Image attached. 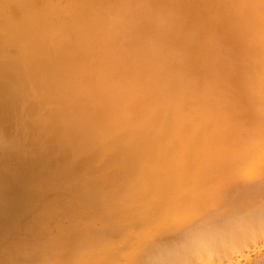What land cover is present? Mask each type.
Returning a JSON list of instances; mask_svg holds the SVG:
<instances>
[{
  "label": "rangeland",
  "instance_id": "rangeland-1",
  "mask_svg": "<svg viewBox=\"0 0 264 264\" xmlns=\"http://www.w3.org/2000/svg\"><path fill=\"white\" fill-rule=\"evenodd\" d=\"M0 1V35L14 43L0 37V264H247L264 254V215H234L264 208L248 179L264 163V0Z\"/></svg>",
  "mask_w": 264,
  "mask_h": 264
},
{
  "label": "bare ground",
  "instance_id": "bare-ground-1",
  "mask_svg": "<svg viewBox=\"0 0 264 264\" xmlns=\"http://www.w3.org/2000/svg\"><path fill=\"white\" fill-rule=\"evenodd\" d=\"M5 1H6L9 5H11L12 3H15V2H16L15 0H13L14 2H11V0H8V1L5 0ZM28 1H29V0H28ZM31 1H32V0H31ZM31 1H30V2H31ZM36 1H37V0H36ZM39 1H40V0H39ZM49 1H51V0H49ZM59 1H60V0H59ZM59 1H58V3H59ZM80 1H82V0H69L70 3H72V4L74 3V4H75V5H73V6H74V7L76 6L77 10H78V9L80 10V8L77 7L78 4L81 6V8H83V7H82L83 5H81L82 3H81ZM90 1H91V0H90ZM92 1H93V0H92ZM97 1H98V0H96V2H97ZM100 1H101V0H100ZM34 2H35V0H34L33 2H31V3H32L31 5H33ZM41 2L48 4L47 0H41ZM63 2H64V0H63ZM67 2H68V0L66 1V3H67ZM78 2H79V3H78ZM86 2H88V1H86ZM86 2H85V3H86ZM94 2H95V1H94ZM17 3H18V2H17ZM17 3H15L14 5L16 6ZM36 3H37V2H36ZM43 3H42V5H43ZM61 3H62V2H61ZM64 3H65V2H64ZM76 3H78V4L76 5ZM80 3H81V4H80ZM83 3H84V2H83ZM24 4H25V3H24ZM39 4H40V3H39ZM49 4H50V3H49ZM67 4H69V3H67ZM88 4H90V3L88 2ZM94 4H95V3H93V5H94ZM9 5H8V6H9ZM31 5H30V7H32ZM34 5H35V3H34ZM42 5H41V8H42ZM52 5H53V4H52ZM52 5L50 4L51 7H52ZM61 5H62V4H61ZM86 5H87V4H86ZM5 6H6V5H5ZM24 6H25V5H24ZM36 6H37V4H36ZM36 6H35V7H36ZM44 6H45V5H44ZM44 6H43V8H44ZM64 6H65V5H63V6H61V7H63V9H64V8H65ZM101 6H102V5H101ZM12 7H14L13 4H12L11 8H12ZM20 7H21V8H20ZM25 7L27 8L28 6H25ZM35 7H34V9H35L34 11H36V8H35ZM39 7H40V5H39ZM56 7H59V6L57 5ZM61 7L59 8V10L61 9ZM85 7H87V6H85ZM89 7H91V4L89 5ZM89 7H88V8H89ZM99 7H100V6H99ZM111 7H112V6H111ZM5 8H6V7H5ZM7 8H9V7H7ZM7 8H6V9H7ZM15 8H16V9H15L16 13H17V12L20 13V11H21V9H22V5L19 6V4H18V6L15 7ZM17 8L20 9V10H17ZM26 8H25V10H27ZM95 8H96V7H95ZM13 9H14V8H12V10H13ZM28 9H29V8H28ZM38 9H39V8H37V11L40 10V9H39V10H38ZM63 9H62V10H63ZM84 9H85V8H84ZM90 9H91V8H90ZM100 9H102V8H100ZM2 10H3V8H1V1H0V25H2V27L0 26V27H1L0 30L4 27V29H6V30H5V32H6V31L8 30V26L6 27V25H4V24H7V23H5L6 20H5V17H3L4 14L2 15ZM32 10H33V9H32ZM44 10H45V9H43V11H44ZM75 10H76V9H75ZM113 10H114V9H113ZM28 11H29V10H28ZM37 11H36V12H37ZM46 11H47V7H46ZM48 11H49V10H48ZM65 11H66V10H65ZM67 11L69 12L70 10H67ZM71 11H72V10H71ZM94 11H95V10H94ZM103 11H104V10H103ZM11 12H13V11H11ZM22 12H23V10H22ZM29 12H30V11H29ZM77 12H78V11H76V13H77ZM81 12H82V10H81ZM40 13H41V12H40ZM61 13H62V12H61ZM70 13H71V12H70ZM72 13H73V11H72ZM72 13H71V14H72ZM83 13H85V12H83ZM102 13H103V12H102ZM32 14H33V13H32ZM35 14H36V13H35ZM37 14H38V16H39V13H37ZM71 14H69V17H71V16H70ZM78 14H79V15H82V14H80V12H79ZM89 14H90V13H89ZM15 15H18V17L15 18V16H13V17H14V18H13V21L16 20V19H18V20L20 19V20H21V17H20L21 15H19V14H15ZM52 15H53V14H52ZM63 15H64V13H63ZM84 15H85V16H84ZM84 15H82V17L80 18V20H81L83 17H85V18L87 19V17H86V13H85ZM101 15H102V14H101ZM38 16H36V17H38ZM48 16H49V15H48ZM58 16H59V15H58ZM76 16H77V15H76ZM89 16H90V15H89ZM110 16H111V15H110ZM110 16H109V17H110ZM19 17H20V18H19ZM23 17H24V16H23ZM41 17H43V16H41ZM50 17H52V16H49V18H50ZM72 17H73V16H72ZM72 17H71V18H72ZM74 17H75V16H74ZM100 17H101V16H100ZM100 17H99V18H100ZM11 18H12V17H11ZM112 18H113V17H112ZM112 18H111V19H112ZM46 19H47V18H46ZM72 19H73V18H72ZM74 19H75V18H74ZM74 19H73V20H74ZM76 19H77V18H76ZM100 19H101V18H100ZM100 19H98L99 22H101V20H102L103 18H102L101 20H100ZM50 20H52V19L50 18ZM53 20H54V19H53ZM21 21H22V20H21ZM36 21H37V20H36ZM45 21H46V20H45ZM47 21H49V19H48ZM55 21H56V20H55ZM75 21H76V20H75ZM81 21H82V20H81ZM83 21H85V20L83 19ZM86 21H89V20H86ZM104 21H105V20H104ZM104 21L102 20L103 25H104V23H105ZM65 22H66V21H65ZM76 22H77V21H76ZM110 22H111V21H110ZM47 23H48V22H47ZM63 23H64V22H63ZM63 23H62V24H63ZM67 23H68V22H67ZM79 23H80V22H79ZM79 23H78V24H79ZM82 23H85V22H82ZM82 23H81V24H82ZM112 23H113V22H112ZM112 23H111V24H112ZM9 24H10V23H9ZM9 24H8V25H9ZM32 24H34V23H32ZM35 24H36V23H35ZM37 24H38V23H37ZM37 24H36V25H37ZM65 24H66V23H65ZM96 24L98 25V23H96ZM99 24H100V23H99ZM105 24H107V23H105ZM22 25H25V23H24V24L22 23ZM45 25L48 26V24H46V23H45ZM63 25H64V24H63ZM66 25H67V24H66ZM9 26H10L9 28H12L11 25H9ZM17 26H18V27L20 26V29L23 28V27L20 25L19 22H18V25H17ZM25 26H26V25H25ZM32 26H33V25H32ZM67 26H69V28H70V24L67 25ZM18 27H17V30L19 31L20 29H18ZM15 28H16V27H15ZM63 28H64V27H63ZM71 28H72V27H71ZM71 28H70V30H72ZM89 28H90V27H89ZM4 29H2V30L4 31ZM23 29H26V28H23ZM58 29H59V28H58ZM73 29H74V28H73ZM80 29H81V28H80ZM87 29H88V28H87ZM112 29H113V27H112ZM10 30H11V29H10ZM12 30H13V28H12ZM12 30H11V31H12ZM51 30H52V29H51ZM59 30H60V29H59ZM66 30H67V29H66ZM82 30H83V29H82ZM123 30H124V28H123ZM62 31H63V30H62ZM62 31H61V32H62ZM84 31H85V30H84ZM1 32H2V31H1ZM8 32H9V31H8ZM21 32H24V31H23V30H20V34H18V37H19V35H21ZM25 32H27V30H26ZM66 32H67L66 34L69 33V31H66ZM71 32H72V31H71ZM75 32H76V31H75ZM17 33H19V32H17ZM62 33H63V32H62ZM62 33H61V34H62ZM117 33H118V32H117ZM123 33H124V32H123ZM4 34H6V33H4ZM24 34H26V33H24ZM24 34H23V35H24ZM72 34H73V32H72ZM6 35H8V33H7ZM6 35H5V36H4V35H0V37H2V38L4 37V38H5V39L3 38V39H4L3 42H5V43L8 41V40L6 39V38H7ZM9 35H10V33H9ZM16 35H17V34H16ZM23 35H21V36H23ZM27 35H28V34H27ZM63 35H64V33H63ZM74 35H75V33H74ZM77 35H79V34L77 33ZM92 35H93V34H92ZM113 35H114V34H113ZM24 36H26V35H24ZM70 36H72V35H70ZM81 36H82V35H81ZM114 36H115V35H114ZM114 36H111V37L114 38ZM16 37H17V36H16ZM78 37H79V36H77V38H78ZM88 37H89V35H88ZM2 38H0V39L2 40ZM20 38H21V37H20ZM24 38H25V37H24ZM74 38H75V37H74ZM79 38H80V37H79ZM82 38H83V36L81 37V39H82ZM15 39H17V38H15ZM28 39H29V38L27 37V40H26V39H25V40H26V41H29ZM31 39H32V38H31ZM40 39H41V38H40ZM75 39H76V38H75ZM75 39H74V43H75V41H76ZM115 39H116V38H115ZM115 39H114V40H115ZM1 40H0V41H1ZM5 40H6V41H5ZM18 40H19V39H18ZM21 40H23V39H21ZM110 40H111V39H110ZM19 41H20V40H19ZM33 41H34V40H33ZM71 41H72V40H70V42H71ZM83 41H84V40H83ZM85 41H86V40H85ZM3 42H2V43L0 42V43H1V44H0V47L3 45ZM9 42H10V41H8L7 44H9ZM11 42H12V41H11ZM11 42H10V43H11ZM62 42H63V41H62ZM68 42H69V41H68ZM78 42H81V41L78 40ZM87 42H88V41H87ZM30 43H31V42H30ZM37 43H38V42H37ZM88 43H89V42H88ZM88 43H87V44H88ZM91 43L94 44L93 41H92ZM106 43H107V42H106ZM12 44H14V43L12 42L11 45H12ZM56 44H57V43H56ZM67 44H68V43H67ZM70 44H72V43H70ZM75 44H77V42H76ZM110 44H111V43H110ZM11 45H9V47L7 46V49L4 50L6 54H7L6 50H7L8 52H9V51H11V52H12V51H14V52H17V51H18V50H17L18 48H17L16 46H13V47H14V48H13L14 50H10L9 48L11 47ZM18 45H21V44H18ZM81 45H82V44H81ZM70 46H71V45H70ZM91 46H92V45H91ZM109 46H110V45H109ZM15 47H16V48H15ZM65 47H66V45H65ZM76 47H77V46H76ZM76 47H75V49H76ZM84 47H85V46H84ZM84 47H83V48H84ZM89 47H90V46H89ZM92 47H93V46H92ZM92 47H91V48H92ZM110 47H111V46H110ZM46 48H47V47H46ZM66 48H67V47H66ZM66 48H65V49H66ZM69 48H70V47H69ZM71 48H73V47L71 46ZM77 48L79 49V47H77ZM86 48H87V47H86ZM11 49H12V47H11ZM60 49H61V48H60ZM80 49H81V48H80ZM2 50H3V48H2ZM15 50H17V51H15ZM54 50H55V49H54ZM58 50H59V49H58ZM76 50H77V49H76ZM76 50H75V51H76ZM85 50H87V49H85ZM75 51H74V49L72 50V52H73L74 55H75V53H74ZM80 51H81V52H82V51L84 52L83 49L80 50ZM88 51H89V49H88ZM91 51H92V50H91ZM91 51H90V52H91ZM1 52H2V51L0 50V55L2 56L4 53L1 54ZM14 52H13V56L11 55L12 53H10V52L8 53V55H11L12 58H13V57H16V56L18 55V53L15 54ZM56 52H57V51H56ZM61 52H62V49H61ZM61 52H59V53H61ZM72 52H71V53H72ZM77 52H78V51H77ZM85 53H86V51L84 52V54H83V53H81V54L85 56V55H86ZM87 53H88V52H87ZM14 54H15V55H14ZM57 54H58V53H57ZM67 54H68V53H67ZM79 54H80V53H79ZM103 54H104V53H103ZM82 55L79 57V59H76V60L79 61L80 58L82 57ZM89 55H90V54H89ZM89 55H86V56H89ZM1 56H0V57H1ZM44 56H45V55H44ZM56 56H57V55H56ZM63 56H64V54H63ZM68 56H69V55H68ZM68 56H67V57H68ZM71 56H72V55H71ZM75 56H77V54H76ZM84 56H83V59H84ZM94 56H95V55H94ZM104 56H105V55H104ZM2 57H4V56H2ZM5 57H6V56H5ZM8 57H9V56H8ZM17 57H18V56H17ZM59 57H60V56H59ZM77 57H78V56H77ZM97 57H98V56H97ZM10 58H11V57H10ZM18 58H19V57H18ZM18 58H15V59L17 60ZM64 58H65V56H64ZM68 58H69V57H68ZM86 58H87V57H86ZM0 59H1V58H0ZM3 59H4V58H3ZM3 59H2V60H3ZM13 59H14V58H13ZM56 59H57V58H56ZM66 59H67V58H66ZM87 59H88V58H87ZM98 59H99V58H98ZM98 59H96V60L98 61ZM37 60H38V59H37ZM41 60H42V59H41ZM62 60H64V59H62ZM67 60L70 61L69 59H67ZM94 60H95V59H94ZM42 61H43V60H42ZM44 61H46V60H44ZM71 61H73V60L71 59ZM74 61H75V60H74ZM82 61H84V60H81V63H82ZM97 61H95V62H97ZM27 62H28V61H27ZM84 62H85V61H84ZM86 62H87V61H86ZM38 63H39V62H38ZM43 63H44V62H42V64H43ZM45 63H47V62H45ZM45 63H44V65H45ZM59 63H61V62H59ZM93 63H94V62H93ZM69 64H70V62H69ZM76 64H77V62H76ZM85 64H86V63H85ZM94 64H95V66L97 65L96 63H94ZM40 65H41V64H40ZM44 65H42V66L44 67ZM63 65H64V64H63ZM80 65H81V64H80ZM80 65H79V67H80ZM82 65H84V64H82ZM82 65H81V66H82ZM3 66H4V65H3ZM3 66H2V67H3ZM49 66H50V65H49ZM77 66H78V65H77ZM29 67H30V66H29ZM39 67H40V66H39ZM45 67H46V66H45ZM47 67H48V66H47ZM64 67H65V66H64ZM67 67H68V66H67ZM69 67H70V66H69ZM71 67H72V66H71ZM6 68H7V67H5L4 69H6ZM9 68H10V66H9ZM76 68H77V67H76ZM92 68H93V67H92ZM92 68H91V69H92ZM2 69H3V68H2ZM2 69H1V70H2ZM7 69H8V68H7ZM34 69H35V68H34ZM50 69H51V68H50ZM65 69H67V68H65ZM69 69H71V68H69ZM72 69H73V68H72ZM94 69H95V68H93L92 70L94 71ZM104 69H106V68H104ZM11 70H12V67H11V69L8 70V71H11ZM40 70H41V69H40ZM43 70H44V69H43ZM67 70H68V69H67ZM74 70H76V69H74ZM74 70H73V71H74ZM3 71H4V70H3ZM15 71H16V70H15ZM35 71H36V70H35ZM4 72H5V71H4ZM11 72H14V70L11 71ZM74 72H75V71H74ZM101 72H102V71H101ZM97 73H98V72H97ZM0 74H2L1 71H0ZM7 74H8V76H9V73H8V72H7ZM10 74H11V73H10ZM28 74H29V73H28ZM100 74H102V73H100ZM2 75H3V74H2ZM13 75H14V74H13ZM55 76H56V75H55ZM104 77H105V76H104ZM106 77H108L107 74H106ZM4 78H6V77H4ZM8 78H9V77H8ZM8 78H6L5 81H6V80L10 81ZM35 78H36V77H35ZM87 78H88V76H87ZM89 78H90V76H89ZM38 79H39V78H38ZM105 79H108V78H105ZM17 80H18V79L16 78V82H18ZM23 80H24V79H23ZM23 80H22V81H23ZM61 80H62V79H61ZM90 80H91V79H90ZM3 81H4V80H2V82H3ZM19 81H20V80H19ZM84 81H85V80H84ZM91 81H92V80H91ZM13 82H14V81H13ZM85 82H86V81H85ZM103 82H104V81H103ZM3 83H4V82H3ZM8 83H9V85H10L11 82H8ZM13 84H14V83H13ZM21 84H22V82H20V85H21ZM23 84H24V81H23ZM66 84H67V83H66ZM6 85H7V84H6ZM9 85H8V86H9ZM11 85H12V84H11ZM2 86H4V84H2ZM18 86H19V85H18V83H17V87H18ZM15 87H16V86H15ZM17 87H16V90H18ZM3 88H4V87H3ZM0 89H1V88H0ZM19 89H21V87H19ZM63 89H64V88H63ZM9 90H10V89H9ZM12 90H13V89H12ZM52 90H53V89H52ZM2 91H3V89H2ZM14 91H15V90H14ZM20 91H21V90H20ZM0 92H1V90H0ZM3 92H5V91H3ZM10 93H11V92H10ZM15 93H16V92H15ZM15 93H14V94H15ZM20 93H22V92H20ZM20 93H19V94H20ZM12 94H13V92H12ZM12 94H11V96H12ZM48 94H49V93H48ZM5 95H6V92H5ZM5 95H2V96H5ZM0 96H1V94H0ZM14 96H15V95H14ZM49 96H50V95H49ZM7 97H8V96H7ZM47 97H48V96H47ZM3 98H4V97H3ZM3 98H1V99H3ZM10 98H12V97H10ZM10 98H9V99H10ZM50 98H51V97H50ZM4 99H5V98H4ZM7 99H8V98H6V100H7ZM9 99H8V100H9ZM15 99H16V97H15ZM17 99H18V98H17ZM17 99H16V100H17ZM31 99H32V98H31ZM17 102H18V101H17ZM17 102H16V103H17ZM33 103H34V102H33ZM11 104H12V103H11ZM2 106H3V105H2ZM3 107H4V106H3ZM4 108H5V109L7 108L6 105H5ZM4 108H3V109H4ZM10 109H11V107H10ZM27 110H28V109H27ZM1 111H3V110H1ZM4 111H5V110H4ZM4 111H3V112H4ZM38 111H39V110H38ZM7 112H8V111H7ZM7 112L5 111V113H7ZM53 112H54V111H53ZM158 114H159V113H158ZM9 116H10V115H8V117H9ZM4 117H5V116H4ZM6 118H7V117H6ZM0 119H1V118H0ZM10 119H11V118H10ZM1 120H2V119H1ZM4 120H6V119H4ZM10 121H11V120H10ZM2 122H3V120H2ZM6 122L9 123L8 121H6ZM13 126H14V125H13ZM56 130H57V129H56ZM53 135H54V134H53ZM47 143H48V142H47ZM119 143H120V142H119ZM128 146H130V145H128ZM128 146L126 145V147H128ZM131 146H133V145H131ZM122 147H123V146H122ZM124 147H125V146H124ZM124 147H123V148H124ZM131 148H132V147H131ZM118 149H120V148H118ZM125 149H127V148H125ZM135 150H136V149H135ZM53 151H54V150H53ZM118 151H120V150H118ZM123 151H125V150H123ZM111 152H113V151H111ZM126 152H127V151H126ZM121 153H122V152H121ZM127 153H128V152H127ZM93 154H94V153H93ZM95 154H96V153H95ZM95 154H94V155H95ZM97 154H99L98 151H97ZM91 155H92V154H91ZM106 155H107V154H106ZM108 155H109V154H108ZM112 155H113V154H112ZM85 156H86V155H85ZM96 156H97V155H96ZM127 156H128V155H127ZM133 156H134V155H133ZM88 157H89V156H88ZM88 157H87V158H88ZM94 157H95V156H94ZM113 157H115V156H113ZM11 158H12V157H11ZM87 158H86V159H87ZM89 158H90V157H89ZM126 158H128V157H126ZM129 158H130V157H129ZM86 159H84V160H86ZM92 159H93V158H92V156H91V161H92ZM95 159H96V158H95ZM104 159H105V158H104ZM111 159H114V158H111ZM116 159H117V158H116ZM12 160H14V158H12ZM109 160H110V158H109ZM114 160H115V159H114ZM131 160H132V159H131ZM135 160H136V159H135ZM2 161H3V160H2ZM86 161H88V160H86ZM117 161H118V160H116V162H117ZM4 162H5V161H4ZM84 162H85V161H84ZM104 162H105V161H104ZM131 162H132V161H131ZM6 163H7V161H6ZM14 163H16V162H14ZM90 163H91V162H90ZM106 163H107V166H109V165H108V162H106ZM111 163H112V162H111ZM119 163H120V162H119ZM123 163H125V162H123ZM86 164H89V163L86 162ZM117 164H118V163H117ZM0 165H1V164H0ZM6 165H7V164H6ZM14 165H15V164H14ZM17 165H18V164H17ZM84 165H85V164H84ZM84 165H83V162H82V166H84ZM125 165H126V164H125ZM80 166H81V164H80ZM104 166H105V165H104ZM107 166H106V167H107ZM114 166H115V165H114ZM121 166H123V164H122ZM4 167H5V166H4ZM7 167H9V166H7ZM12 167H13V168H16L17 166H16V167L12 166ZM119 167H120V166H119ZM5 168H6V167H5ZM18 168H19V167H18ZM79 168H80V167H79ZM124 168H125V167H124ZM80 169H81V168H80ZM101 169H103V166H102ZM125 169H126V168H125ZM15 170H16V169H15ZM97 170H98V169H97ZM97 170H96V171H97ZM106 170H107V169H106ZM120 170H121V169H120ZM9 171H10V170H9ZM19 171H20V170H19ZM102 171H104V170H102ZM110 171H111V170H110ZM112 171H113V169H112ZM117 171H118V168H117ZM122 171H124V170H122ZM15 172H16V171H15ZM100 172H101V171H100ZM114 172H115V171H114ZM114 172H110V173L112 174V173H114ZM135 172H136V171H135ZM0 173H1V172H0ZM102 173H103V172H102ZM105 173H106V171H105ZM108 173H109V172L107 171V174H108ZM119 173H120V172H118V174H119ZM122 173H123V172H122ZM132 173H133V171H132ZM115 174H116V172H115ZM3 175H5V174L3 173ZM96 175H97V174H96ZM102 175H104V174H102ZM102 175H101V176H102ZM108 175H109V174H108ZM112 175H113V174H112ZM116 175H117V174H116ZM132 175H134V174H132ZM1 176H2V175H1ZM10 176H11V175H10ZM105 176H106V175H105ZM113 176H115V175H113ZM120 176H121V175H120ZM124 176L126 177L125 174L123 175V177H124ZM128 176H129V175H128ZM2 177H3V176H2ZM4 177H5V176H4ZM107 177H108V176H107ZM121 177H122V176H121ZM101 178H103V177H101ZM105 178H106V177H105ZM115 178H116V176H115ZM117 178H118V176H117ZM127 178H128V177H127ZM131 178H132V177H131ZM1 179H2V178H1ZM108 179H109V178H108ZM119 179H120V177H119ZM119 179H118V181H119ZM3 180H5V178H4ZM3 180H2V181H3ZM97 180H98V179H97ZM109 180H110V179H109ZM116 180H117V179H116ZM0 181H1V180H0ZM114 181H115V179H114ZM114 181H113V183L117 182V181H115V182H114ZM125 181H126V180H125ZM128 181H129V180H127V182H128ZM98 182H99V181H98ZM100 182H101V181H100ZM100 182H99V183H100ZM102 182H103V181H102ZM106 182H107V180H106ZM122 182H124V180H123ZM96 183H97V182H96ZM103 183H104V182H103ZM103 183H102V185H104ZM108 183H109V182H108ZM108 183H107V184H108ZM110 183H111V184H109V185L112 186V185H113V184H112V181H111ZM118 183H120V182H117V185H119ZM7 184H8V183H7ZM115 184H116V183H115ZM127 184H128V183H127ZM100 185H101V183H100ZM100 185H99V186H100ZM125 185H126V184H125ZM125 185H124V186H125ZM14 186H15V185H14ZM105 186H107V185L105 184L104 187H105ZM113 186H114V185H113ZM113 186H112V188H113ZM120 186H122V184H120L119 187H120ZM126 186H127V185H126ZM0 187H1V186H0ZM101 187H103V186H101ZM107 187H108V186H107ZM108 188H109V187H108ZM114 188H115V187H114ZM125 188H127V187H125ZM125 188H124V189H125ZM151 188H152V187H151ZM159 188H160V187H159ZM109 189H110V188H109ZM117 189H118V188H117ZM117 189H116V190H117ZM121 189H122V188H121ZM9 190L12 191V189H9ZM102 190H104V189H102ZM116 190H114V191H116ZM5 191H6V189H5ZM102 192H103V191H102ZM120 192H121V191H120ZM105 193H106V192H105ZM118 193H119V192H118ZM118 193H116V194H118ZM106 194H107V193H106ZM120 194H121V193H120ZM155 195H156V194H155ZM112 196H115V192H114V195H112ZM160 196H161V195H160ZM163 196H164V195H163ZM153 197H154V195H153ZM112 198H113V197H112ZM115 198H116V197H115ZM164 198H165V197H164ZM154 199H155V198H154ZM163 201H164V199H163ZM161 206H162V205H161ZM262 207H263V206H262ZM148 209H149V208H148ZM148 209H147V210H148ZM156 209H157V208H156ZM255 210H256V209H255ZM263 210H264V208H263ZM151 211H152V210H151ZM154 211H155V210H154ZM120 212H121V211H120ZM120 212H119V213H120ZM122 212H124V211H122ZM155 212H156V211H155ZM256 212H257V211H256ZM121 214H122V213H121ZM111 215H113V214L111 213ZM122 215H123V214H122ZM127 215H128V214H127ZM254 215H255V214H254ZM254 215H253V216H254ZM231 216H232V215H231ZM231 216H229V218H230ZM258 216H259V215H258ZM258 216H257V217H258ZM233 217H234V215H233ZM147 218H148V217H147ZM236 218H238V217H236ZM239 218H241V217H239ZM244 218H245V217H244ZM244 218H243V219H244ZM246 218H247V217H246ZM254 218H256V217H254ZM232 219H233V218H232ZM263 219H264V218H262V220H263ZM238 220H239V219H238ZM260 220H261V219L258 220V223L260 222ZM262 220H261V224H263V222H264V221H262ZM207 221H208V220H207ZM226 221H227V220H226ZM250 221H251V220H250ZM220 223H221V222H220ZM247 223L249 224V221H247ZM250 224H252V223L250 222ZM256 224H257V223H256ZM259 224H260V223H259ZM211 225H212V224H211ZM214 225H215V224H214ZM214 225H213V226H214ZM220 225H222V227H224L223 224H220ZM241 226H242V225H241ZM245 226H246V225H244V228L246 229ZM252 226H253V225H252ZM254 226H255V225H254ZM254 226H253V227H254ZM206 227H207V226H206ZM208 227H210L209 224H208ZM214 227H215V229H216V226H214ZM214 227H213V229H214ZM217 227H219V226H217ZM222 227H221V229H222V232H223L224 229H223ZM226 228H227V227H226ZM229 228H230V227H229ZM254 228H255V227H254ZM206 229H207V228H206ZM221 229H220V230H221ZM227 229H228V228H227ZM257 229H258V228H257ZM217 230H219V229H217ZM217 230H216V232H217ZM220 230H219V232H220ZM225 230H226V229H225ZM259 230L262 231L261 229H259ZM205 231H206V230H205ZM238 231H239V230H238ZM242 231H243V233H244V231H246L245 234L248 232L247 229H246V230L243 229ZM250 231H251V230H250ZM200 232H201V231H200ZM202 232H203V231H202ZM213 232H214V231H213ZM216 232H215V233H216ZM232 232H233V231H232ZM232 232L230 231L229 235H230ZM198 233H199V232H198ZM198 233H197V234H198ZM208 233H209V232H208ZM248 233H249V232H248ZM252 233H253V232H252ZM254 233H255V232H254ZM225 234H226V232H225ZM225 234H223V233H219V235H222L221 237H223V235H225ZM232 234L234 235V234H236V233H232ZM245 234H244V235H245ZM255 234H256V236H257V233H255ZM181 235H182V233H181ZM214 235H216V234H214ZM219 235H218V236H219ZM236 235H237V234H236ZM239 235H240V234L238 233L237 236H239ZM246 235H247V234H246ZM246 235H245V236H246ZM249 235H250V233H249L247 236H249ZM262 235H263V234H262ZM225 236H228V235H225ZM251 236H253V235H251ZM256 236H255V237H256ZM263 236H264V235H263ZM210 237H211V235H210ZM215 237H216V236H215ZM219 237H220V236H219ZM221 237H220V238H221ZM229 237H231V236H229ZM232 237H233V236H232ZM232 237H231V238H232ZM243 237H244V236H243ZM249 237H250V236H249ZM212 238H213V236H212ZM233 238H236V237H233ZM233 238H232L231 240H234ZM241 238H242V237H241ZM241 238H239V240H242ZM256 238H257V237H256ZM178 239H179V238H178ZM183 239H184V238H183ZM195 239H196V238H195ZM206 239H207V237H206ZM222 239H225V237H223ZM222 239H221V240H222ZM236 239H237V238H236ZM185 240H186V239H185ZM189 240H190V239H189ZM198 240H199V239H198ZM210 240H211V239H210ZM216 240H217V239H216ZM216 240H214V241H216ZM243 240H244V238H243ZM243 240H242V242H243ZM248 240H249V239H248ZM250 240H252V239L250 238ZM255 240H256V239H255ZM199 241H200V240H199ZM201 241H202V239H201ZM203 241H204V243H205V239H203ZM206 241H207V240H206ZM222 241H223V240H222ZM227 241H228V240H227V237H226V241H223V242H227ZM237 241H238V240H237ZM237 241L235 240V242H237ZM185 242H187V240H186ZM188 242H189V241H188ZM193 242H194V241H193ZM195 242H196V241H195ZM197 242H198V241H197ZM211 242H212V241H211ZM217 242H218V240H217ZM217 242H215V244H218ZM233 242H234V241H233ZM245 242H247L246 239L244 240V243H245ZM249 242H250V241H249ZM254 242H255V241H254ZM191 243H192V241H191L189 244H191ZM201 243H203V242H201ZM208 243H209V241H208ZM230 243H231V242H230ZM172 244H173V243H172ZM183 244H184V243H183ZM189 244H186V245H189ZM194 244H195V243H194ZM196 244H197V243H196ZM205 244H207V242H206ZM212 244H213L212 246H214V242H212ZM231 244H232V243H231ZM235 244H236V243H235ZM239 244H240V243H239ZM242 244H243V243H242ZM245 244H246V243H245ZM247 244H249V243L247 242ZM252 244H253V243H252ZM181 245H182V244H181ZM186 245H185V247H186ZM191 245H192V244H191ZM198 245H199V244H198ZM198 245H197V246H198ZM207 245H208V244H207ZM207 245H206V246H207ZM219 245H222V244H219ZM223 245L225 246V244H223ZM228 245L231 247V245H230L229 243H228ZM179 246H180V245H179ZM189 246H190V245H189ZM199 246H200V245H199ZM201 246H202V245H201ZM208 246H209V245H208ZM226 246H227V245H226ZM229 246H228V247H229ZM235 246L237 247V245H235ZM181 247H184V246H180V248H181ZM202 247H203V246H202ZM210 247H211V246H210ZM247 247H248V246H247ZM252 247H253V246H252ZM178 248H179V247H178ZM190 248H191V247H190ZM192 248L194 249L193 245H192ZM192 248H191V250H193ZM213 248H216V249H217V247H215V246H214ZM220 248H221V247H220ZM220 248H219V246H218V250H220ZM223 248H224V247H223ZM237 248H239V246H238ZM245 248H246V246L243 247V249H245ZM165 249H166V248H165ZM165 249H163V251H165ZM182 249H183V248H182ZM184 249H185V248H184ZM206 249H207V248H206ZM206 249H205V250H206ZM247 249H248V248H247ZM254 249H255V248H254ZM185 250H186V249H185ZM202 250H203V249H202ZM214 250H215V249H214ZM218 250H216V252H215L214 254H216V253L218 252ZM226 250H227V249H226ZM232 250H235V249H232ZM250 250H251V248H250ZM197 251H198V253H199V250H197ZM203 251H204V250H203ZM207 251H208V250H207ZM207 251H206V254H207ZM210 251H211V250H210ZM235 251H236V250H235ZM242 251H243V250H241V252H242ZM161 252H162V251H160V253H161ZM193 252H194V250H193ZM200 252H201V251H200ZM213 252H214V251H213ZM224 252L226 253V252H228V251H225V249H224ZM237 252H239V250H238ZM244 252H246V251H244ZM244 252H243V253H244ZM190 253H191V252H190ZM195 253H196V252H195ZM208 253H209V252H208ZM211 253H212V251H211ZM211 253H210V254H211ZM220 253L223 254L222 250L219 251L218 254H220ZM229 253H230V252H229ZM232 253H233V254H236V253H234V251H233ZM232 253H230V254H232ZM249 253H250V252L247 251L246 254H249ZM156 254H157V253H156ZM174 254H175V253H174ZM192 254H193V253H192ZM196 254H197V253H196ZM204 254H205V253H204ZM210 254H209V255H210ZM239 254H241V253H239ZM239 254H238V255H239ZM246 254H245V255H246ZM148 255H149V254H148ZM161 255H162V254H160V257H163V256H164V255H162V256H161ZM175 255H176V254H175ZM175 255H174V257H175ZM193 255H194V254H193ZM200 255H201L200 257H202V254H201V253H200ZM212 255H213V254H212ZM227 255H228L229 257L232 256V255H229V254H227ZM157 256H158V255H157ZM177 256H178V255H177ZM179 256H180V255H179ZM179 256H178V257H179ZM213 256H214V255H213ZM240 256H242V255H240ZM246 256H247V255H246ZM250 256H251V255H250ZM257 256H258V255H257ZM260 256L264 257V254H263V255H260ZM158 257H159V256H158ZM181 257H183V256L181 255ZM181 257H179V261H180V258H181ZM203 257H204V255H203ZM203 257H202V258H203ZM209 257H210V256H209ZM220 257L223 258L222 256H219V258H220ZM226 257H227V256H226ZM232 257H233V256H232ZM235 257H236V256H234V258H235ZM116 258H117V257H116ZM154 258L156 259L155 255H154ZM163 258H164V257H163ZM190 258H191V257H190ZM217 258H218V257H217ZM219 258H218V259H219ZM224 258H225V257H224ZM151 259H152V258H151ZM181 259H182V258H181ZM210 259H211V258H210ZM214 259H215V258H214ZM214 259H212V260H214ZM242 259H243V258H242ZM250 259H251V258H250ZM259 259H262V258H259ZM157 260H158V259H157ZM192 260H193L192 258H191V260L189 259V261H192ZM204 260H205V259H204ZM219 260H221V259H219ZM228 260H229V259H228ZM230 260H231V259H230ZM230 260H229V262H230ZM235 260H237V259H235ZM256 260H257V259H256ZM179 261H178V262H179ZM214 261H215V260H214ZM222 261H224V260L222 259ZM226 261H227V260H226ZM231 261H232V260H231ZM252 261H253V260H252ZM260 261H261V260H260ZM260 261L258 260L259 263H260ZM180 262H181V261H180ZM180 262H179V263H180ZM196 262H197V261H196ZM196 262H194L193 264H197ZM198 262H199V261H198ZM202 262H203V261H202ZM168 263H169V262H168ZM181 263H183V262H181ZM185 263H186V262H185ZM213 263H214V262H213ZM246 263H247V262H246ZM262 263H264V258H263ZM183 264H184V263H183ZM190 264H192V263H190ZM198 264H199V263H198ZM215 264H217V263H215ZM224 264H225V263H224ZM247 264H248V263H247ZM257 264H258V263H257ZM260 264H261V263H260Z\"/></svg>",
  "mask_w": 264,
  "mask_h": 264
},
{
  "label": "crops",
  "instance_id": "crops-1",
  "mask_svg": "<svg viewBox=\"0 0 264 264\" xmlns=\"http://www.w3.org/2000/svg\"><path fill=\"white\" fill-rule=\"evenodd\" d=\"M252 178H258V182L260 184L259 186V189H262V193L264 192V188H263V185H261V183L264 184V163H256V165L254 166V169H252L248 175V179H252ZM262 186V188H261ZM256 210H253L251 212H245V211H236V213H234V215L237 214V216H249V215H264V210L263 208H260V207H255ZM257 211V212H256ZM229 215H233V213H229ZM259 258H262V259H259ZM263 258L262 256L260 255H254L252 256V258L250 259L249 258V264H264L262 263L263 261ZM257 259V260H256ZM253 260V261H252ZM258 260L260 261V263L258 262Z\"/></svg>",
  "mask_w": 264,
  "mask_h": 264
}]
</instances>
